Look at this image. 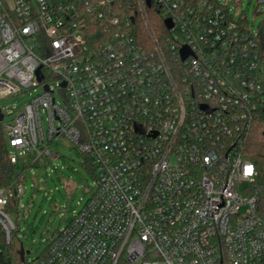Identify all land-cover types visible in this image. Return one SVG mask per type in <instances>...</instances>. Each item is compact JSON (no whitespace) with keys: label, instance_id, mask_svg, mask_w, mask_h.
<instances>
[{"label":"built area","instance_id":"built-area-1","mask_svg":"<svg viewBox=\"0 0 264 264\" xmlns=\"http://www.w3.org/2000/svg\"><path fill=\"white\" fill-rule=\"evenodd\" d=\"M153 7L169 43L135 35ZM28 93L16 115L0 107L11 162L47 166L68 137L96 184L24 263L264 264V187L243 151L264 124V19L253 31L210 0H0V101ZM24 171L0 188L8 243Z\"/></svg>","mask_w":264,"mask_h":264},{"label":"rangeland","instance_id":"rangeland-1","mask_svg":"<svg viewBox=\"0 0 264 264\" xmlns=\"http://www.w3.org/2000/svg\"><path fill=\"white\" fill-rule=\"evenodd\" d=\"M218 1L227 4L237 16L246 15L253 31L259 29L264 19V3H259V0ZM33 94L35 93L5 98L0 101V107L4 112L12 110L16 115ZM10 119L11 116L7 115L4 122H9ZM52 147L59 149L62 156L53 163L48 162L47 166L40 164L24 169L25 161L20 160L16 164L18 171L25 170L26 191L21 197L17 213H12L11 216L17 225L14 234L22 242L27 261L46 251L51 239L83 207L95 189V175L85 154L75 142L68 137H61ZM7 249L0 239V250Z\"/></svg>","mask_w":264,"mask_h":264},{"label":"trees","instance_id":"trees-1","mask_svg":"<svg viewBox=\"0 0 264 264\" xmlns=\"http://www.w3.org/2000/svg\"><path fill=\"white\" fill-rule=\"evenodd\" d=\"M214 4H222L218 0H210ZM244 15V14H242ZM147 19L149 24L147 25L144 16L136 15L137 30L135 35L138 39L151 42V35H155L158 42L161 44L169 43L167 37L170 34L169 29L165 23L164 15L156 8H151L147 11ZM246 20L247 16L245 15ZM151 44V43H150ZM243 151L246 158L252 161L257 169V179L259 183L264 187V124H259L254 127L243 145ZM10 148L6 139V131L3 122H0V188L10 189L13 188L19 180L23 171L16 169V164L12 163L9 158ZM17 207H9L8 211L17 213ZM17 229V225H16ZM12 232L11 242L8 243L4 238V244L7 246V251H4L6 258L12 260L13 264H24L20 256V249L22 242Z\"/></svg>","mask_w":264,"mask_h":264},{"label":"water","instance_id":"water-1","mask_svg":"<svg viewBox=\"0 0 264 264\" xmlns=\"http://www.w3.org/2000/svg\"><path fill=\"white\" fill-rule=\"evenodd\" d=\"M147 4H148V6H150L151 5V0H147ZM165 23H166L168 28H170L172 26V22H171L170 18H167L165 20ZM182 52H183V56L184 57H186L188 55V51L185 48L182 49ZM37 73L39 75V80H42L43 76H42V73H41V67L38 68ZM3 119H4V114H3V112H2V110L0 108V122H2ZM19 253H20L21 259L24 260L26 251L24 250L23 245L21 246V249H20ZM27 253H29V251ZM0 264H10V260L5 259L4 254H3V252L1 250H0Z\"/></svg>","mask_w":264,"mask_h":264},{"label":"snow or ice","instance_id":"snow-or-ice-1","mask_svg":"<svg viewBox=\"0 0 264 264\" xmlns=\"http://www.w3.org/2000/svg\"><path fill=\"white\" fill-rule=\"evenodd\" d=\"M25 31H27V29H25ZM252 171H253V169H252L251 167H249V168L246 170V174H250Z\"/></svg>","mask_w":264,"mask_h":264},{"label":"clouds","instance_id":"clouds-1","mask_svg":"<svg viewBox=\"0 0 264 264\" xmlns=\"http://www.w3.org/2000/svg\"><path fill=\"white\" fill-rule=\"evenodd\" d=\"M249 167H251V168H252V166H251V165H249V166H248V168H249ZM248 168H247V169H248Z\"/></svg>","mask_w":264,"mask_h":264}]
</instances>
